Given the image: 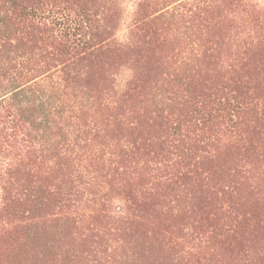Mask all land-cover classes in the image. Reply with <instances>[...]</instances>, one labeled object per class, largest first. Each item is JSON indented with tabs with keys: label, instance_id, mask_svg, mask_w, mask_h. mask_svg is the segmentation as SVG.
<instances>
[{
	"label": "trees",
	"instance_id": "obj_1",
	"mask_svg": "<svg viewBox=\"0 0 264 264\" xmlns=\"http://www.w3.org/2000/svg\"><path fill=\"white\" fill-rule=\"evenodd\" d=\"M133 2L0 0V264H264V8Z\"/></svg>",
	"mask_w": 264,
	"mask_h": 264
},
{
	"label": "rangeland",
	"instance_id": "obj_2",
	"mask_svg": "<svg viewBox=\"0 0 264 264\" xmlns=\"http://www.w3.org/2000/svg\"><path fill=\"white\" fill-rule=\"evenodd\" d=\"M134 0H123V4L125 5V12H124V21H123V26H127L132 22V15L134 12ZM260 7L264 8V0H254ZM127 79V74H123L120 76V82L121 84L125 82Z\"/></svg>",
	"mask_w": 264,
	"mask_h": 264
}]
</instances>
